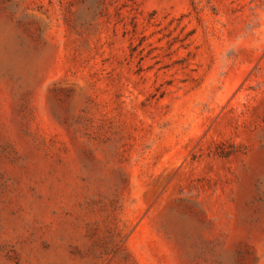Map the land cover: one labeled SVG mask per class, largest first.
<instances>
[{"label":"rangeland","instance_id":"374dc122","mask_svg":"<svg viewBox=\"0 0 264 264\" xmlns=\"http://www.w3.org/2000/svg\"><path fill=\"white\" fill-rule=\"evenodd\" d=\"M0 264H264V0H0Z\"/></svg>","mask_w":264,"mask_h":264}]
</instances>
